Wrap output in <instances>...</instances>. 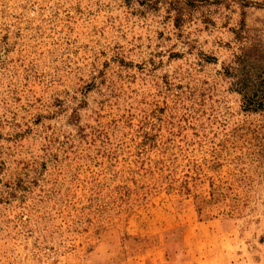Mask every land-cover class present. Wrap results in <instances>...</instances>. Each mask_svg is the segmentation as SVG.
<instances>
[{
	"label": "rangeland",
	"instance_id": "rangeland-1",
	"mask_svg": "<svg viewBox=\"0 0 264 264\" xmlns=\"http://www.w3.org/2000/svg\"><path fill=\"white\" fill-rule=\"evenodd\" d=\"M0 264H264V0H0Z\"/></svg>",
	"mask_w": 264,
	"mask_h": 264
}]
</instances>
